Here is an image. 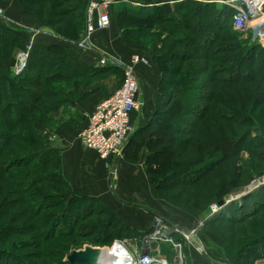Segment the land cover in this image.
Here are the masks:
<instances>
[{"label":"rangeland","instance_id":"1","mask_svg":"<svg viewBox=\"0 0 264 264\" xmlns=\"http://www.w3.org/2000/svg\"><path fill=\"white\" fill-rule=\"evenodd\" d=\"M201 1L206 7L211 2L216 7H226L220 2L222 0ZM88 2L0 0V24H12L26 39L16 38L15 35L9 45H4V36L2 39L0 37V143L6 139L4 128L7 125L15 124L17 128L13 130L16 138L1 147L0 152V264H65L71 252L86 246L107 248L110 252L124 241L139 246L141 239L138 237L132 238V241L120 236L111 240L113 236L110 231L116 234L117 227L109 221L108 214L119 219L116 213L121 211L120 208L142 213V217L151 219L152 225L156 219L171 227L173 225L170 223L177 224L176 227L179 225V228L200 238L203 245L206 243L201 249L212 253L223 264H235L234 257L239 256L240 252H247L241 264H264V254L252 262L250 260V256L256 253L255 245L264 241V201L260 207L255 209L250 206L249 210L245 202L252 200L250 194L260 197L264 193V189L259 191V186H263L261 183L264 182V78L233 83L224 71L219 70L227 67V61L236 54L232 55L228 50L233 46L229 39L230 31L225 29L219 32L214 23L199 30V39L195 42V45H200L198 53L188 51L191 47L188 42L186 46H177L179 43H174V40L173 43L165 42L167 49L173 48V53L181 55L179 59L171 55L160 59L164 70L167 66L165 83L178 88L182 84L190 85L183 91L184 110L179 115L168 116L165 112V107L170 104L168 102L164 108L154 112L158 102L161 105L164 103L155 97L149 104L146 101L147 106L143 104L144 109L141 106L134 113L132 121L136 132L153 116L151 128L171 130L175 143L170 151L158 150L153 153V156L158 155L167 162L162 163L160 173L154 172L150 176L148 169L153 161L150 158L147 162L146 156L143 159L142 172L148 196L139 188L135 195L137 203L120 200L114 194L117 181L115 173H112L113 158L103 163L96 154L80 146L76 138L90 114L85 113L84 106L109 98L123 83L124 68H131L129 70L135 75V67L149 61L145 54L160 57L159 53L150 50L153 39L144 35L145 31H153L149 27L154 26V30L169 33L176 39L191 37V33L189 29L179 26L186 23L184 17L178 20L170 17L164 22L150 23L144 29L132 32L135 21L118 11L126 6L120 4L110 10L109 27L89 37L86 36L83 19ZM204 21L208 20L203 18ZM241 38L246 40L247 35L242 33ZM37 41H50V45L59 46L78 59H97L106 66L111 65V68L98 75L79 71L70 78L63 74L57 76L55 81L47 83L42 80L43 86L38 91L29 84L22 83L21 86V82L19 85L12 81L26 68L28 57L21 73L16 71L20 55L24 53L27 56L25 48ZM84 41L123 66H113L84 46ZM135 41L145 45L147 50L132 48L130 45ZM134 60L137 62L134 63ZM168 61H174L171 67L167 65ZM175 62L181 67L180 77L184 81L181 85L177 82L181 81L180 77L172 73ZM244 71L242 69L240 74ZM16 87L19 89L14 95L12 90ZM49 88L54 89L55 94L52 98L50 94V99L44 94V90ZM35 91L45 95L42 103H37L36 107L31 104ZM133 133L128 137L122 153L115 158L123 157L126 162L131 161L130 165L137 166V162L142 160V153L130 149ZM225 141L234 145V152L229 156L215 153V146ZM53 150L57 152L55 162L47 160L43 163L48 156L47 151ZM75 156H80L84 165L76 162ZM37 167H44L41 169L43 174L34 175V180L30 181L27 175ZM198 167H201L198 172L192 173ZM180 174L183 176L180 177ZM129 175L126 173L123 179L126 188H129L126 184ZM132 180L137 182L143 179L135 177ZM55 185L59 188L64 186L61 191L66 192L62 195L70 200L90 198L96 201L103 214L90 215L92 211L80 204L72 205L65 214L67 216L61 214L69 202L51 196ZM218 201L223 202V208L217 206ZM56 217L60 218L61 226H54V233L51 234L47 231V225L51 224V219L53 224ZM72 220L73 224H70ZM79 225L82 229L77 227ZM102 229L107 231L102 233ZM179 236L173 240L181 244L185 241L191 243L181 234ZM184 249H181L182 254H173L169 248L170 251L166 252L167 264H190ZM263 250L259 249V252ZM179 257H182L181 261Z\"/></svg>","mask_w":264,"mask_h":264},{"label":"trees","instance_id":"2","mask_svg":"<svg viewBox=\"0 0 264 264\" xmlns=\"http://www.w3.org/2000/svg\"><path fill=\"white\" fill-rule=\"evenodd\" d=\"M88 1L89 0H87V2ZM212 3L213 2H211V4L207 5V7H206L203 5V2L201 0H178L177 2H175L171 5L163 4V5H158V6H156V5L142 6V7H138V8L130 7V6L126 5V6H122L118 10L120 13L125 14L124 16H128L129 18L134 19V21H135L134 26L135 27H133V29H131L132 32L140 31V29H144V27H147L150 23L151 24H157L160 21L164 22L166 19H170V17L172 19H176V20L184 17L186 19V23L185 24H179V26L182 29H185V30L189 29L190 30L191 37L190 36L188 38L185 37V39H176L175 37H171L169 35V33L160 32L159 30H154L153 29V28H155L154 26L148 28V29L153 30L151 32L148 31L149 34H147L148 32L145 31L144 35H146V37L150 38V40L153 39L154 44H150V46H151L150 50H152V52L159 53V55H160V57L153 55L152 56V62L156 67H158L160 74H161L159 88H158V92H159L158 98H159V101L160 100L164 101V103H163V105H161V102L160 103L158 102V107L155 108L154 112H157V110L164 108L166 103L170 102V104L167 105L168 107L167 106L165 107V112H167V115L168 116H170V115L174 116V115L181 114L182 111L184 110V107H183L184 103L182 101V99L184 98L183 91H185V89H187L190 86V85L182 84L184 81H182V79H181L182 76L180 77L181 72H179L181 67L179 65H177L176 62L174 64L177 67L176 66L174 68L172 67L173 68L172 73H174L173 76L177 75L178 78L180 77L179 80H181V81H177V82L180 83L179 85H181V84L182 85L178 88L176 85L173 87H170L169 84L165 83V75L166 76L168 75L167 66H166V70H164L165 68L160 65V59L165 58L168 55H171L170 57H173L174 59L176 57H177V59H179V57H181V55H177V53H173L172 50H175L173 48L167 49V47L164 46V43L165 42L167 43L168 41H170L171 43H173V42L179 43V44H176L177 46L178 45H182V46L185 45L186 46V43L188 42L191 44V47L188 48V51L191 53H193V52L198 53L200 45H195L196 40L199 39L198 38V32H199V30L208 27L209 24L213 25V23H214L216 25L217 31H219V32H222L225 29L230 31L229 39L232 42L233 46H231L228 50L230 51V53H232V55H234V54H236V55L233 57H230V59L226 63V64H229L227 67H223L222 69H219V70H222L225 72V74L227 75V78L229 80H231L233 83H236V82H242L243 83L245 81H248L250 79H254L257 77H263L264 78V71L262 70L264 67V45H261L258 42H252L250 33L246 34L247 35L246 40H242V38H241L242 33L237 32V31L233 30V28H232V24H233L232 23V10L227 8V7H216V4L214 3L215 4L214 5ZM86 7H87V3L85 5L84 11H83L84 21H85ZM211 14H212V16H210ZM136 16H138V17H136ZM203 18L204 19L206 18V20H208V21H204L205 23L202 22ZM230 28L232 31L230 30ZM134 34L135 33H133V35ZM137 34L139 35V33H137ZM15 35H17V36H15ZM3 36H4L3 40L6 41V44H4V45H9L11 43V41H13L12 40L13 36H15L16 38H18V36H19L20 37L19 39L26 40L25 36L22 35L21 33H19L18 31L14 30V29H9L8 27L0 24V37H1V39L3 38ZM139 36H141V35H139ZM156 38H158L159 41ZM187 39H189V40H187ZM207 41H208V39H207ZM130 46L134 49H139V50H143V51L147 50L145 45L143 46L140 42H136V41L132 42ZM25 49L27 51V57H28L26 68H25L23 74L16 76V77H13V78L11 77V78L13 79L12 80L13 82L16 81V82H18V84H19V82H21V86H22V83L29 84L31 88H36L35 90H37V91L40 89V86H43V84L41 82L42 80H44L45 82L48 83L50 81L57 80L58 78H56V77L61 76L63 74H65L66 77L70 78V77H73L75 75V72H79V71L85 72V74L92 72L94 75H98V74L106 73V70L111 68L110 67L111 65H107V66L104 65L101 69L94 68V67L88 65L87 63H85L84 61H82L81 59H78L76 56L72 55L71 53L66 52L61 47L55 46V45H49V46H31V45H29ZM168 52H170V53H168ZM173 62L168 61L167 65L169 64L171 67ZM114 65L115 64H113V66ZM1 67L3 68V65H1ZM242 69L245 71L242 74H240ZM90 76H93V75H90ZM7 80H8V78L6 79V81ZM226 81H228V80H226ZM162 82H164V84H162ZM232 82H230V83H232ZM180 88H182V89L180 90ZM18 89H19V87L14 88L12 90V93H14V95H15L16 90H18ZM37 91H35L33 93V100L31 102V104H35L34 107L37 106V103H42V99L45 98V95L48 96V99H50V97H49L50 94H51V98L55 96L54 89L49 88V89H47V91L44 90L45 95H42L40 92H37ZM51 102H52V100L49 101V104L52 106L53 103H51ZM13 117H15V116H13ZM153 120H154V117L152 116L148 120V122L144 125V127H141L138 131L133 133L134 135H132L130 142H129V143H131V141L133 142V145L131 146L130 149H132L134 152H136V153L144 152L146 154L147 162H149L150 158L152 159L153 165L151 167H149V169H148V173L150 176H151V174H154V172L160 173V171H162V168H161L162 163H165V164L167 163L166 161L162 160L161 157H158V155L153 156V153L155 151L157 152L158 150H165V152L170 151V150H172L173 145L175 143V138L173 137L171 130L168 131L167 128L164 130H160L161 128H159V127L158 128L157 127L151 128V125H152L151 123ZM18 128H19V126H18ZM4 129L6 131L7 136H6L4 143H0V152L2 150L1 147L6 146L7 143H10L14 138H16V133H13L14 132L13 130L17 129L15 124L7 125ZM9 131H10V134H9ZM23 134H25V133H23ZM233 146L234 145L232 143H228L227 141H225L221 145H216L214 150H215V153H222V154H224V156L225 155L229 156L235 150ZM47 154H48V156L47 157L45 156L46 158L43 160V163L47 162V160H48V162L51 160H54V162H55L57 152L55 150L47 151ZM160 155H162V153ZM20 160L21 159H18V161H20ZM145 164H147V163H145ZM43 168L44 167H42L41 169H43ZM200 168L201 167L194 168L192 173L196 174ZM41 169L39 167L33 168V170H32L33 172L29 171L27 178L30 181L34 180V175L43 174V170H41ZM182 176L183 175L180 174V177H182ZM35 178H38V177H35ZM38 181H36V182H38ZM261 186H259L260 187L259 191L264 189V184L262 187ZM63 188H64V186L62 188H59L58 185H55V186H53L54 192H51L52 197L58 196V197L62 198V200L66 199L69 202L68 207L66 208L65 211H63L64 213H61V214L65 215L67 212H69L71 210L72 205L75 206L77 204H80V206L85 205L86 208L90 209L92 211V213L90 215H98L101 213V208H100V206H98L96 204V201H94L90 198H83V199L76 198L78 200H76V199L70 200L66 196L62 195L63 192H66L65 190L61 191ZM59 190H60V192H59ZM251 195L252 194H250L249 196L251 197L250 199H252V200L248 201V202L245 201L247 203V206H246L247 210L250 209V206H254L255 209L257 207H260L261 203L264 201V193L260 197H253ZM240 201H242V200H240ZM218 202H220V201H218ZM218 202H217V205H218ZM263 207H264V205H263ZM220 208H223V206H221ZM77 213L79 214L78 211H77ZM101 214H103V212ZM221 214H226V213L222 212ZM63 215L60 217H63ZM65 216H67V215H65ZM108 216H109V221L112 223V225L117 227L116 234H114V233H112V231H110L112 236H113V238L111 240L118 239V237L120 236L122 238H127V240L130 239L132 241V238L137 239V237H138L140 239L141 237L144 236V233L132 231V229L125 226L122 223V221H120L119 219L113 218L114 217L113 215L110 216L108 214ZM57 217H59V216H57ZM57 217L54 219L53 224L51 222L53 219L50 220L49 223H51L52 225L51 224L47 225V231H50L51 234L54 233L53 232L54 226H56V225H58V227L61 226L60 225L61 222H59L60 218H57ZM73 221L74 220H72L70 222V224H73ZM77 227L81 228L80 225ZM78 228H77V230H78ZM43 229H45V227ZM81 229H79V230H81ZM89 229L91 230L92 228L90 227ZM109 230H110L109 228H108V231L102 229L101 232L102 233H104L105 231L109 232ZM43 232H45V231L43 230ZM90 232L93 233V229ZM94 234H96V233H94ZM173 237L178 239L180 236L175 234V235H173ZM161 247H162V250L164 251L163 253H166L168 251L167 249H169V247L167 245H164V244H161L160 248ZM255 247L257 248V250L255 251L256 253L254 255L250 256L251 262L254 261L257 257H260L262 254H264V250L259 252V249L264 248V241L262 240L260 243H257L255 245ZM0 252H1V250H0ZM245 254H247V252H242V254L240 252L239 256H238V254L235 255V257H234L235 264H238L241 261H243L244 257L246 256ZM240 258L242 260H240ZM65 264H69V263L66 261ZM73 264H80V263H73Z\"/></svg>","mask_w":264,"mask_h":264},{"label":"built area","instance_id":"3","mask_svg":"<svg viewBox=\"0 0 264 264\" xmlns=\"http://www.w3.org/2000/svg\"><path fill=\"white\" fill-rule=\"evenodd\" d=\"M175 2L177 0L173 3ZM220 2L232 10V25L236 31L245 35L250 33L252 42L264 45L261 34L264 30V14L262 13L264 0H222ZM237 2H241V5H236ZM120 4L138 8L165 3L164 0H89L85 11L86 36L90 37L93 33L108 28L111 21L110 10ZM26 57L24 53L20 55L17 73L23 70ZM21 60L22 63H20ZM136 62L134 60V63ZM100 66L103 67L104 62H101ZM129 69L131 68H124L125 78L119 89L109 98L96 104L77 135L83 148L96 154L105 163L122 153L128 137L134 132L133 115L141 107L139 83ZM175 234H181L186 239L183 230L168 226L161 219H156L152 227L144 233L140 252L131 253L124 244H118L113 249L118 247L122 255L127 256L129 264H159L161 261L167 263V256L162 255L160 245H167L173 254L175 252L180 254L183 244L173 240ZM122 255L119 254L118 257L121 259ZM181 259L182 257L179 260ZM154 260L159 262H153ZM174 260L177 261V258Z\"/></svg>","mask_w":264,"mask_h":264},{"label":"crops","instance_id":"4","mask_svg":"<svg viewBox=\"0 0 264 264\" xmlns=\"http://www.w3.org/2000/svg\"><path fill=\"white\" fill-rule=\"evenodd\" d=\"M173 2H174V0H164V3L169 4V5H171V3H173ZM4 26L8 27L9 29H14L17 31V29L12 24L7 23ZM48 42H50V41H46V42L37 41V43L31 44V46H47L49 44ZM145 55L147 56L149 61L147 60V62H145L142 66L138 65L134 69L135 70L134 73H135L137 80L139 82V98L141 99L142 109H144L143 104L147 106V103L149 104L152 98L158 97L157 91L159 88L158 86H159L160 77H161V74H160L158 67H156L152 62V55L151 54H148V55L145 54ZM145 55H144V57H146ZM84 59L85 60H83L81 58V60L84 61L85 63H87L88 65H90L94 68H97V69L102 68L100 66L101 62L99 60L96 59L93 61H91V60L87 61V60H89L88 58H84ZM146 101H147V103H146ZM96 104L93 103V104H89L88 106H84V109H86L85 113L86 114L91 113L94 110ZM80 146H81V144H80ZM77 154H80V152H78ZM145 156H146V154H144V152H142V155L140 157V160L141 159L142 160L139 161V163L137 162V166L130 165L129 163L131 161L126 162L123 159V157H121V158L118 157L117 159L116 158L112 159V170H113L112 173H115L116 181H117L114 194H116V196L120 200L122 199L124 201H132L134 203H137L136 200H138V199L136 198L135 195L138 193L139 188L144 191L146 196H148L149 192H148V188L146 186L144 176H143V172H142V165L144 164L143 159L145 158ZM74 159L79 164L84 165L83 160L80 159V156H78V157L75 156ZM100 161H102L104 163L103 160H100ZM130 171H133V173ZM126 173L130 174L129 177L127 178L128 182H126V184L129 186V188L131 190H128L129 188H126L125 186H123L124 185L123 179L125 178ZM135 177H137L139 179H143V180L137 181L138 183L134 182L132 179ZM138 184L140 186H138ZM96 198H98V196ZM120 210L121 211L119 213H116L118 218L122 221V223L125 226L134 230L135 232L145 233L146 231H148L152 227V221H150L151 219L149 220V219L142 217L141 216L142 213L127 211L123 208H120ZM170 224L175 226V227L177 225V224H173V223H170ZM177 227L179 228V225ZM181 230H183V229H181ZM143 237L140 238L141 241H140L139 246L134 245V244L129 245L127 242L124 241V244L125 243L128 244L126 246V249L131 253L140 252V250L142 249ZM198 239L200 240V238H198ZM200 242H201V240H200ZM201 244H202V242H201ZM204 245L206 246V243ZM183 247L186 248L184 250H186V252H187L190 264H217V263L223 264V263L217 261L218 258H215L212 253H209V251L206 250L207 252H205V250H202L201 248H198L197 249L198 251L196 249H194L196 246H194L193 243L191 244V243H188L185 241V243H183ZM167 250L169 251V249H167ZM161 252L163 253L164 251L161 250ZM163 254L166 255V253H163Z\"/></svg>","mask_w":264,"mask_h":264},{"label":"water","instance_id":"5","mask_svg":"<svg viewBox=\"0 0 264 264\" xmlns=\"http://www.w3.org/2000/svg\"><path fill=\"white\" fill-rule=\"evenodd\" d=\"M236 5L240 6L241 2H237ZM263 38H264V30L261 32ZM83 45L86 46L87 48L91 49L92 51L96 52L98 55L104 57L106 60L109 62L115 64L118 67H122L123 65L113 59L112 57L105 55L101 51L93 48L88 41H84ZM218 207L223 206V202L220 201L218 202ZM183 233L191 239V243H193L197 248H202V244L198 237L196 235L190 234L188 231H184ZM111 252L107 248H93L86 246L82 250L79 251H73L71 252L67 257L66 261L69 264L73 263H80V264H108V262L111 260Z\"/></svg>","mask_w":264,"mask_h":264},{"label":"bare ground","instance_id":"6","mask_svg":"<svg viewBox=\"0 0 264 264\" xmlns=\"http://www.w3.org/2000/svg\"><path fill=\"white\" fill-rule=\"evenodd\" d=\"M261 184H264V182H262ZM190 234H192V233H190ZM183 235L185 236V238L189 239V237L187 235H185L184 233H183ZM189 241L191 242V239H189ZM119 254L122 255V251H120V249L118 247H115L113 249V251H111L112 258L108 262V264H129V260H128L127 256L122 255L121 256L122 261H121V259L118 257ZM153 262H159V261L154 260ZM159 264H167V263H165L164 261H161Z\"/></svg>","mask_w":264,"mask_h":264}]
</instances>
